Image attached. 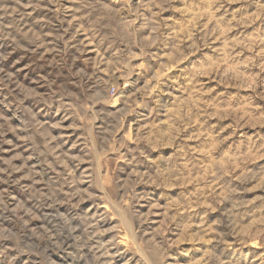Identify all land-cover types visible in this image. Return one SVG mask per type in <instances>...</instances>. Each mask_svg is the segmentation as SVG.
Here are the masks:
<instances>
[{
    "label": "rangeland",
    "instance_id": "374dc122",
    "mask_svg": "<svg viewBox=\"0 0 264 264\" xmlns=\"http://www.w3.org/2000/svg\"><path fill=\"white\" fill-rule=\"evenodd\" d=\"M0 264H264V0H0Z\"/></svg>",
    "mask_w": 264,
    "mask_h": 264
}]
</instances>
